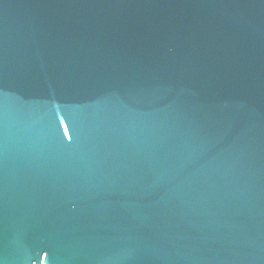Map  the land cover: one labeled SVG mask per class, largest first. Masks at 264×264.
<instances>
[{
	"label": "water",
	"instance_id": "1",
	"mask_svg": "<svg viewBox=\"0 0 264 264\" xmlns=\"http://www.w3.org/2000/svg\"><path fill=\"white\" fill-rule=\"evenodd\" d=\"M0 264H264V0H0Z\"/></svg>",
	"mask_w": 264,
	"mask_h": 264
}]
</instances>
